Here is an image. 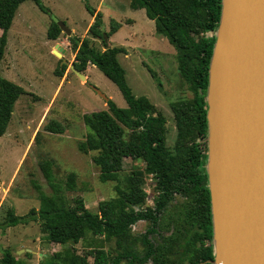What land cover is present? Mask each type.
I'll list each match as a JSON object with an SVG mask.
<instances>
[{
  "label": "trees",
  "instance_id": "1",
  "mask_svg": "<svg viewBox=\"0 0 264 264\" xmlns=\"http://www.w3.org/2000/svg\"><path fill=\"white\" fill-rule=\"evenodd\" d=\"M27 0H0V62L7 43V32L21 3ZM42 12L48 13L40 0H31ZM132 10L143 9L154 22L155 32L173 47L179 77L186 83L192 96L170 103L176 128L174 146H166L167 126L164 116L144 96L135 97L126 84L124 70L117 56L127 55L123 47L111 46L108 39L119 24L111 21L108 32L103 30L102 14L86 8L93 18L87 37L70 36L68 41L74 53L72 65L84 74L87 65L95 66L118 88L126 107L118 108L110 100L106 110L84 114V139L77 144L83 154L92 157L99 170V181H118L115 197L98 203L97 212H90L81 198L66 199L64 192L74 191L75 174L66 181L57 182L49 160L40 163L41 172L51 188L45 194L37 184L38 209L25 215H16L8 208L0 229L27 224L39 225L48 243L58 244L62 250L44 256L40 264H119L122 260L145 264H212V222L206 176V101L208 67L218 27L221 0H129ZM61 33L51 22L47 38L56 40ZM91 38H88V36ZM101 41L98 51L92 39ZM64 68V67H63ZM59 73V71H57ZM24 90L0 76V136L9 125L14 105ZM45 129L62 133L60 124L50 121ZM124 159L140 160L144 168L133 169L123 181L118 174ZM154 183L153 206L142 208L147 193L142 187L144 177ZM181 198L178 221L173 232L154 247L150 234H158L162 214L174 195ZM145 221L144 233L133 235L131 226ZM88 234L100 236L103 241L114 240L119 251L111 253L101 246L78 254L74 245ZM0 264H23L9 249L2 251Z\"/></svg>",
  "mask_w": 264,
  "mask_h": 264
},
{
  "label": "rangeland",
  "instance_id": "2",
  "mask_svg": "<svg viewBox=\"0 0 264 264\" xmlns=\"http://www.w3.org/2000/svg\"><path fill=\"white\" fill-rule=\"evenodd\" d=\"M40 1L48 13L40 11L31 0L19 5L7 32L0 62V76L24 90L14 105L6 132L0 136V222L8 208H13L19 216L32 208L38 209V193L34 184L45 194H51L39 166L44 160L51 161L52 174L57 182L63 184L70 173L75 174L74 191L64 192L70 203L79 197L90 212L96 213L99 202L116 195L114 187L118 181L101 183L99 170L92 161L95 153L83 154L78 151L77 144L87 132L82 116L107 109L106 101L89 85L118 108L126 107L125 100L115 84L95 66L86 69V82L71 72L74 53L69 37L61 32L56 40L47 38L52 21L56 24L62 22L71 30L70 36L78 38L87 37L91 25L92 16L86 8L101 9L105 32L109 31L111 21L119 24L108 42L127 50V56H117L126 84L135 97H146L164 116L166 146L169 148L174 146L176 138L170 103L192 96L179 77L173 47L155 32L154 22L145 16L143 9L132 10L128 0ZM92 44L96 50H103L99 39H92ZM54 52L61 56L57 57ZM50 121L60 124L63 132L47 131L45 126ZM135 168L143 169L144 165L140 160L124 159L118 174L119 181H123ZM142 187L147 193L142 208L152 206L155 196L153 180L149 176L144 177ZM174 199L162 214L158 235L150 238L154 247L173 232L178 221V206L182 201L180 197ZM147 226V222L138 221L131 226V233L140 235ZM98 246L111 253L119 251L114 240L103 241L102 237L91 234L74 245L78 254ZM5 249H9L23 264H40L44 256L63 247L45 241L38 223L30 221L0 229V258ZM152 258L145 264H153ZM88 262L92 264V259L88 258ZM119 264L140 263L122 260Z\"/></svg>",
  "mask_w": 264,
  "mask_h": 264
},
{
  "label": "water",
  "instance_id": "3",
  "mask_svg": "<svg viewBox=\"0 0 264 264\" xmlns=\"http://www.w3.org/2000/svg\"><path fill=\"white\" fill-rule=\"evenodd\" d=\"M205 101L212 264H264V0H221Z\"/></svg>",
  "mask_w": 264,
  "mask_h": 264
},
{
  "label": "crops",
  "instance_id": "4",
  "mask_svg": "<svg viewBox=\"0 0 264 264\" xmlns=\"http://www.w3.org/2000/svg\"><path fill=\"white\" fill-rule=\"evenodd\" d=\"M128 2H129V0H128ZM112 4H115V3H112ZM128 6H129V3H128ZM99 10H100V11H99ZM99 10H96V11H99V12L102 14L101 9H99ZM118 12H119V11H118ZM130 21H131V20H130ZM92 22H93V18H91V20H90V23H91V24H92ZM128 22H129V21H128ZM131 22H132V21H131ZM70 31H71V30H70ZM117 32H118V31H117ZM117 32H116V33H117ZM116 33H115V34H116ZM109 44L112 46V42H109ZM126 51H127V50H126ZM127 55H128V52H127ZM127 55H126V56H127ZM124 56H125V55H124ZM90 67H93V68H94V66L88 64L87 67H86V69L89 70ZM85 72H86V70H85ZM83 75L85 76V78H86V80H87V76H86V74H83ZM107 99H108V98H107Z\"/></svg>",
  "mask_w": 264,
  "mask_h": 264
},
{
  "label": "flooded vegetation",
  "instance_id": "5",
  "mask_svg": "<svg viewBox=\"0 0 264 264\" xmlns=\"http://www.w3.org/2000/svg\"><path fill=\"white\" fill-rule=\"evenodd\" d=\"M175 197H179V196L175 194V195H174V198H175ZM174 200H175V199H174ZM172 201H173V200H172ZM152 206H153V205H152ZM152 206H148V207H152ZM143 222H144V221H143ZM147 227H148V226H147ZM146 229H147V228H146ZM158 231H159V229H158ZM152 235H156V234H150V235H149V239L151 238ZM157 235H158V234H157Z\"/></svg>",
  "mask_w": 264,
  "mask_h": 264
}]
</instances>
